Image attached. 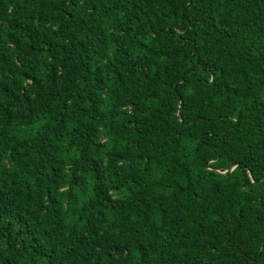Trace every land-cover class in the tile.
I'll return each instance as SVG.
<instances>
[{"label":"trees","instance_id":"1","mask_svg":"<svg viewBox=\"0 0 264 264\" xmlns=\"http://www.w3.org/2000/svg\"><path fill=\"white\" fill-rule=\"evenodd\" d=\"M0 264H264V0H0Z\"/></svg>","mask_w":264,"mask_h":264},{"label":"water","instance_id":"2","mask_svg":"<svg viewBox=\"0 0 264 264\" xmlns=\"http://www.w3.org/2000/svg\"><path fill=\"white\" fill-rule=\"evenodd\" d=\"M234 167H235V166H234ZM234 167H232L230 170H233Z\"/></svg>","mask_w":264,"mask_h":264}]
</instances>
